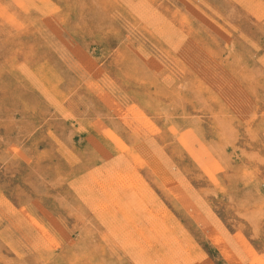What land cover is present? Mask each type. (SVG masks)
Returning a JSON list of instances; mask_svg holds the SVG:
<instances>
[{"label": "rangeland", "instance_id": "rangeland-1", "mask_svg": "<svg viewBox=\"0 0 264 264\" xmlns=\"http://www.w3.org/2000/svg\"><path fill=\"white\" fill-rule=\"evenodd\" d=\"M0 264H264V0H0Z\"/></svg>", "mask_w": 264, "mask_h": 264}, {"label": "bare ground", "instance_id": "bare-ground-1", "mask_svg": "<svg viewBox=\"0 0 264 264\" xmlns=\"http://www.w3.org/2000/svg\"><path fill=\"white\" fill-rule=\"evenodd\" d=\"M116 12V11H115ZM238 15V14H237ZM143 48V47H142ZM162 65V64H161ZM126 70V69H125ZM149 70V69H148ZM33 75V74H32ZM158 78V77H157ZM249 78V77H248ZM100 94V93H99ZM94 95V94H93ZM96 96V95H95ZM97 97V96H96ZM67 112V111H66ZM72 126V125H71ZM72 128V127H71ZM173 134V133H172ZM28 136V135H27ZM13 144V143H12ZM13 146V145H12ZM15 147V146H14ZM104 149V148H103ZM164 153V152H163ZM123 156V155H122ZM107 163V162H106ZM119 175V174H118ZM126 179V178H125ZM123 180V179H122ZM141 180V179H140ZM125 189V188H124ZM135 192V191H134ZM137 194V193H136ZM142 195V194H141ZM143 196V195H142ZM110 200V199H109ZM113 200V199H112ZM132 203V202H131ZM134 204V203H133ZM136 209V208H135ZM209 210V209H208ZM254 212V211H252ZM145 213V212H144ZM208 215V214H207ZM215 216V215H214ZM144 218V217H143ZM142 218V219H143ZM152 220V219H151ZM145 221V220H144ZM214 221V220H213ZM222 223V222H221ZM162 225V224H161ZM153 228V227H152ZM158 234V233H157ZM172 234V233H171ZM164 239V238H163ZM224 239V238H223ZM171 248V247H170ZM182 254V253H181ZM184 255V254H183ZM238 256V254H237ZM188 257V256H187ZM239 258V257H238ZM245 258V257H244ZM240 260V259H239Z\"/></svg>", "mask_w": 264, "mask_h": 264}]
</instances>
